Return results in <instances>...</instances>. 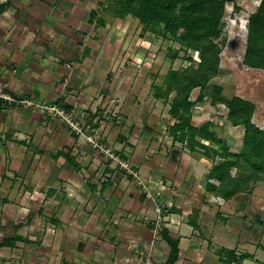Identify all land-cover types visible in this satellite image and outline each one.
Segmentation results:
<instances>
[{"label":"crops","instance_id":"1","mask_svg":"<svg viewBox=\"0 0 264 264\" xmlns=\"http://www.w3.org/2000/svg\"><path fill=\"white\" fill-rule=\"evenodd\" d=\"M106 4L0 5V84L13 99L0 97V264H165L170 240L172 264H264L260 183L227 200L207 193L211 161L172 139L152 94L149 37ZM86 124L153 181V197L88 142Z\"/></svg>","mask_w":264,"mask_h":264},{"label":"trees","instance_id":"2","mask_svg":"<svg viewBox=\"0 0 264 264\" xmlns=\"http://www.w3.org/2000/svg\"><path fill=\"white\" fill-rule=\"evenodd\" d=\"M106 8L118 18L131 16L137 20L141 26L140 37L151 33L154 38L170 43L165 52L170 62L181 53L185 55L188 65L182 69L169 67L160 82L153 81L151 89L155 98L169 105L168 114L174 119L168 127L172 139L211 161L205 183L207 193L224 200L239 192L251 193L264 177V130L252 122L255 104L237 95L226 97L221 85L209 87L208 84L219 74L220 53L226 43L220 29L225 1L107 0ZM242 63L264 70V0H260L248 17ZM195 88L198 93L195 100H191L190 93ZM207 96L211 105L226 107V119L231 125L243 127L237 153L229 151L227 141L208 129L211 124L208 121L200 127L192 125L193 110L200 107ZM204 140L208 143H203ZM233 168L236 171L231 175ZM211 179L216 183L209 181ZM170 243L171 251L165 264H172L177 258V241L170 240Z\"/></svg>","mask_w":264,"mask_h":264},{"label":"rangeland","instance_id":"3","mask_svg":"<svg viewBox=\"0 0 264 264\" xmlns=\"http://www.w3.org/2000/svg\"><path fill=\"white\" fill-rule=\"evenodd\" d=\"M224 1L225 11L220 23V29L222 32L221 37L225 38L226 43L220 53L219 74L211 79L208 84L209 87L214 84L221 85L223 87V95L226 97L237 95L243 99L252 101L255 104L252 122L264 130V70L247 67L242 63L246 45L247 20L249 15L256 10L260 0ZM140 30L141 26L138 25V30L134 31L138 37ZM146 35L149 37L147 39H150L151 53L155 55V57H152L153 61H151L150 70L152 72V80L155 78V75H158L154 79L156 83L160 82L162 75L166 73L169 67L182 69L188 65L183 53L180 54V57L173 60V62H170L171 60L165 57L166 47L170 43L164 42L157 37L154 38L151 33H146ZM137 38L136 40H138ZM193 57L196 58V53L193 54ZM197 93L198 88L193 89L189 98L191 100L194 99ZM167 107L169 108V105ZM197 108L200 114L192 116V125L200 127L205 123L204 121H208V123H211L208 125V129L214 132L216 137L227 141L229 151L237 153L242 143L244 129L241 125L234 127L226 119V107L223 104L211 105L210 97L207 96L203 104ZM204 128L207 127L204 126ZM202 142L208 143L207 140ZM179 144L182 148L188 150L183 144ZM214 147H216L215 144ZM207 165L210 166V163L207 164L206 162V168H208ZM235 171L234 168L231 169V175ZM261 181L260 184L258 183L259 188L256 189L255 193L264 197V177Z\"/></svg>","mask_w":264,"mask_h":264},{"label":"built area","instance_id":"4","mask_svg":"<svg viewBox=\"0 0 264 264\" xmlns=\"http://www.w3.org/2000/svg\"><path fill=\"white\" fill-rule=\"evenodd\" d=\"M8 1L9 0H0V5H3ZM0 97L4 98L7 101L13 100L9 95H7L2 90L1 84H0ZM19 102L24 103V104H31L29 103V101H23V100ZM43 108H46L52 111L54 116H57L63 119L64 121H66L69 124V126L72 128V130H74L75 132L79 133L83 131L81 123L79 121H75L71 119L70 115H68L63 109H60L58 107H46V106H43ZM85 130L88 131L87 140L93 145L94 148L98 149L99 152L104 155V157L114 161L118 167L123 169L127 174L131 175L134 178L135 182L138 185H141L142 191L146 198L153 197L154 194L152 193L150 189L152 186L150 184L153 181H147L144 183V181L140 179L138 171H136L130 166L129 158L121 157L119 153L114 152L112 148H110L109 146L101 142L100 135L98 134V131L95 127H92L86 124ZM156 193L158 194L159 191L156 190ZM157 211H161L160 208H157ZM158 218H160V216H158ZM160 229H161V224H159V221H158L157 224L155 225V231L160 230Z\"/></svg>","mask_w":264,"mask_h":264}]
</instances>
